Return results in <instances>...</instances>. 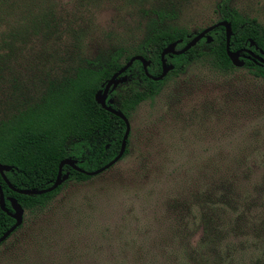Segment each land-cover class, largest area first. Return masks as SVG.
Returning <instances> with one entry per match:
<instances>
[{
	"label": "rangeland",
	"instance_id": "1",
	"mask_svg": "<svg viewBox=\"0 0 264 264\" xmlns=\"http://www.w3.org/2000/svg\"><path fill=\"white\" fill-rule=\"evenodd\" d=\"M225 16L264 35V0H0V126L77 66L122 64L153 32L194 36ZM242 61L221 71L201 57L168 76L128 113L126 155L23 215L0 264L32 236L43 264H264V78Z\"/></svg>",
	"mask_w": 264,
	"mask_h": 264
},
{
	"label": "trees",
	"instance_id": "2",
	"mask_svg": "<svg viewBox=\"0 0 264 264\" xmlns=\"http://www.w3.org/2000/svg\"><path fill=\"white\" fill-rule=\"evenodd\" d=\"M224 5L225 2L220 4L221 7ZM219 22H227L230 25V52L245 50L254 56H260L264 60V35L257 25L245 24L233 16L222 17ZM208 36L211 39L209 44H206L205 40H200L192 49L180 56H165V64L171 65L173 70L159 82L148 80L144 76L140 64L138 62L132 63L122 75L126 77L125 84L130 88L123 97L114 102V106L111 108L128 119L130 111L140 103L155 96L158 91L157 86L163 83L168 76L176 75L191 61L201 57L209 59L218 70L235 69L230 65L224 52L223 29L216 28ZM192 37L193 35L173 31H156L146 38L140 48H137L132 55L140 56L148 62L147 74L156 77L160 73V52L167 45L179 40L181 43L175 47V50L178 51ZM240 55L246 57V54L240 53ZM131 56L124 57L122 64H116L117 59H119L118 55L112 56L109 59L111 63L108 62V66L99 70L85 66L75 67L71 75L69 74L59 84L49 89L41 103L32 108L28 107L13 121H8L0 126V165L11 168L3 176L13 189H45L54 181L59 162L65 159L75 161L76 166L84 172H93L116 156L124 132V125L119 119L104 112L96 105L93 95L102 89L107 80ZM244 65H250L254 71L252 72L254 76L264 78V66L259 67L247 59H244ZM112 96L113 93H111L110 98ZM127 145L128 140L123 155L127 153ZM65 173L68 174L65 183L80 184L91 180V177H86L63 167L61 174ZM223 177L217 176L216 179ZM243 179L249 181L247 176ZM239 184L237 177L232 179L230 189ZM63 185L61 184L54 191L45 195L22 196L12 192L0 177V190L5 199L4 208L8 213L11 212L6 200L13 198L23 210L24 216L33 213L35 210L43 209L58 194ZM258 187L259 185H250V210L259 211V199L263 190H258ZM258 214L259 212L255 215ZM257 219V222L261 221L258 217ZM13 223L6 214L0 211V237ZM20 229H22V223L9 238ZM36 238L37 236H32L26 240L28 248L23 251V254L19 252L18 256L8 257L3 263L28 264V262H32L31 264H39L40 261L37 259L42 256L37 253L36 249H29ZM36 243L39 241L37 240ZM25 256L26 259L23 260ZM15 259L17 261L13 262Z\"/></svg>",
	"mask_w": 264,
	"mask_h": 264
},
{
	"label": "water",
	"instance_id": "3",
	"mask_svg": "<svg viewBox=\"0 0 264 264\" xmlns=\"http://www.w3.org/2000/svg\"><path fill=\"white\" fill-rule=\"evenodd\" d=\"M216 28H221L224 31V52L225 55L230 63V65L233 68H242L243 66V57L240 55L246 54V58L250 61H252L255 65L262 67L264 66V60L260 58V56H254L248 51L241 50L236 52H230L229 51V39L231 36L230 31V25L227 22H218L198 34L194 35L190 41L185 44L180 50L176 51L175 47L181 43V41H175L169 45H167L159 54V61H160V73L156 77H151L147 74L146 69L149 65L148 62L144 61V59L140 56H133L128 59V61L119 69L117 70L110 78L107 80V82L103 85L101 90H98L93 95V100L96 105H98L104 112L114 116L115 118L119 119L123 125H124V132L121 138L119 150L116 154V156L110 160L107 164L100 167L99 169L93 171V172H84L80 170L76 166V162L73 160H62L59 162L57 166V173L54 181L45 189L42 190H16L13 189L5 180L3 174L7 173L11 170L10 167L0 165V177L2 178L3 182L6 184V186L14 193L22 196H41L48 193H51L54 191L58 186H60L62 183H64L67 178L68 174H61V169L63 167H67L70 170H72L75 173L84 175L86 177H94L97 175H100L101 173L105 172L109 168H111L115 163H117L123 156L125 148H126V142L128 138V132H129V125L127 119L118 111L113 110L110 107L111 101L107 100L106 97L117 87V85L124 84L126 82V77L122 76L121 78L117 79L120 75H123L128 68L132 65L134 62H138L141 66L142 72L144 76L152 81V82H159L161 81L167 73L173 70V67L171 65H166L164 61L165 56H180L184 53H186L188 50L192 49L200 40H205L206 44H209L211 42L210 37L208 34L212 32ZM252 45V43H250ZM4 201L5 199L2 196L1 190H0V211L8 218H10L14 223L13 225L7 229L2 236L0 237V245L9 238V236L17 229L21 223H22V216H23V210L20 208V206L16 203V201L13 198H9L6 201L9 204L10 213L7 212V210L4 208Z\"/></svg>",
	"mask_w": 264,
	"mask_h": 264
},
{
	"label": "flooded vegetation",
	"instance_id": "4",
	"mask_svg": "<svg viewBox=\"0 0 264 264\" xmlns=\"http://www.w3.org/2000/svg\"><path fill=\"white\" fill-rule=\"evenodd\" d=\"M244 59H247L246 57L242 56ZM248 60V59H247ZM249 61V60H248ZM251 61V60H250ZM252 62V61H251ZM253 63V62H252ZM122 75H120L119 77H117V79L121 78ZM120 86V85H117V87ZM109 96V95H108ZM108 96L106 97V101L108 100Z\"/></svg>",
	"mask_w": 264,
	"mask_h": 264
}]
</instances>
